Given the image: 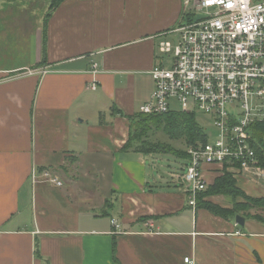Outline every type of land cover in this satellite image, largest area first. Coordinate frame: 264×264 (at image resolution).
<instances>
[{
  "label": "crops",
  "instance_id": "1",
  "mask_svg": "<svg viewBox=\"0 0 264 264\" xmlns=\"http://www.w3.org/2000/svg\"><path fill=\"white\" fill-rule=\"evenodd\" d=\"M182 1L62 0L34 29L26 63L8 64L0 40V264H264V222L190 207L174 175L149 177L148 153L122 148L151 95L150 70L171 66L158 43L177 42ZM1 3L2 37L19 17ZM19 68L33 69L9 76ZM46 168L61 186L33 183ZM202 170L207 188L227 172ZM230 174L245 194L264 195Z\"/></svg>",
  "mask_w": 264,
  "mask_h": 264
},
{
  "label": "built area",
  "instance_id": "2",
  "mask_svg": "<svg viewBox=\"0 0 264 264\" xmlns=\"http://www.w3.org/2000/svg\"><path fill=\"white\" fill-rule=\"evenodd\" d=\"M182 2L185 21L172 30L179 33L177 42L158 43L160 53L171 54V66L165 68L160 62L152 67L153 89L138 112L163 114L173 111L170 105L175 103L177 111L199 110L217 130L213 142L186 148L179 182L187 204L195 208L199 194L207 188L205 164L264 183L255 136L261 132L264 137L260 127L264 125V0ZM95 86L92 82L91 88ZM31 179L61 186L56 173L47 168L32 171ZM234 234L240 235L239 231ZM184 262L195 264L189 257Z\"/></svg>",
  "mask_w": 264,
  "mask_h": 264
},
{
  "label": "trees",
  "instance_id": "3",
  "mask_svg": "<svg viewBox=\"0 0 264 264\" xmlns=\"http://www.w3.org/2000/svg\"><path fill=\"white\" fill-rule=\"evenodd\" d=\"M62 0H51L50 9L56 8ZM194 112L170 111L163 114H141L137 113L129 117L128 139L122 146L123 149H131L142 153H156L171 150V152L187 160L186 149L177 150L168 143L159 139L149 138L151 133H160L170 140H180L186 148L191 145L203 144L207 142V132L195 119ZM264 128V125H260ZM258 146L257 152L264 167V137L261 132L256 135ZM185 164V163H184ZM221 194L231 199V208L222 207L207 201H201L204 195ZM198 203L208 209L213 214L224 218L232 217L236 213L254 218L264 222V217L258 214H250L251 208L264 209V195L253 197L245 194L235 183L233 176L224 172L219 175L213 183L206 188L197 198ZM37 254V247L35 249Z\"/></svg>",
  "mask_w": 264,
  "mask_h": 264
},
{
  "label": "rangeland",
  "instance_id": "4",
  "mask_svg": "<svg viewBox=\"0 0 264 264\" xmlns=\"http://www.w3.org/2000/svg\"><path fill=\"white\" fill-rule=\"evenodd\" d=\"M50 1L51 0H1V8L10 9L9 16L13 15L14 17H19L18 22H13L11 24V28H9L7 35H3L2 37L0 36V40L3 44L8 43V48L3 50L4 52L6 51L5 58L8 64L26 63L29 60V49L31 48L29 46V38L33 36L35 28H43L44 19L50 9ZM197 16L198 15L195 17ZM22 20H24V22H22ZM160 55L164 64L169 66L171 62L169 56H167V54ZM32 69L33 68H19L11 71L9 76L20 75L24 72L32 71ZM170 108L173 111H177L179 109L178 105L175 103H172ZM192 108L195 110L193 106ZM195 116L196 122L206 130L208 141L213 142L217 137V130L215 127L207 122V117L199 110H195ZM148 137L151 139H159L160 141H164L172 148L177 150L186 149V146L180 140H170L160 133H150ZM147 161V172L149 177L155 176L157 179H162L165 176H168L169 178L170 175H174L175 181L179 182V178L183 172V166L185 163V159L181 156L171 152V150H167L156 153H148ZM260 184L264 185L262 182ZM75 187H77L76 184Z\"/></svg>",
  "mask_w": 264,
  "mask_h": 264
},
{
  "label": "water",
  "instance_id": "5",
  "mask_svg": "<svg viewBox=\"0 0 264 264\" xmlns=\"http://www.w3.org/2000/svg\"><path fill=\"white\" fill-rule=\"evenodd\" d=\"M235 221L239 224V225H243L244 223V219L242 216L236 215L235 216Z\"/></svg>",
  "mask_w": 264,
  "mask_h": 264
}]
</instances>
